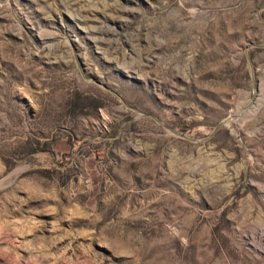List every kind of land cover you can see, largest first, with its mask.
<instances>
[{"label":"rangeland","instance_id":"374dc122","mask_svg":"<svg viewBox=\"0 0 264 264\" xmlns=\"http://www.w3.org/2000/svg\"><path fill=\"white\" fill-rule=\"evenodd\" d=\"M0 264H264V0H0Z\"/></svg>","mask_w":264,"mask_h":264}]
</instances>
